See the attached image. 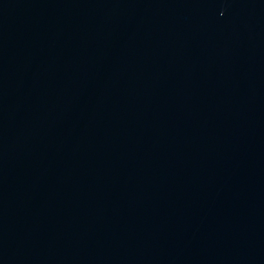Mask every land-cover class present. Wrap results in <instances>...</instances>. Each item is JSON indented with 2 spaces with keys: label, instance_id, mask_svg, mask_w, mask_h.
Here are the masks:
<instances>
[{
  "label": "water",
  "instance_id": "obj_1",
  "mask_svg": "<svg viewBox=\"0 0 264 264\" xmlns=\"http://www.w3.org/2000/svg\"><path fill=\"white\" fill-rule=\"evenodd\" d=\"M111 264H264V0H57Z\"/></svg>",
  "mask_w": 264,
  "mask_h": 264
}]
</instances>
